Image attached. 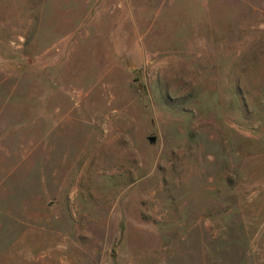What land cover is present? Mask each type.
<instances>
[{"label": "rangeland", "instance_id": "rangeland-1", "mask_svg": "<svg viewBox=\"0 0 264 264\" xmlns=\"http://www.w3.org/2000/svg\"><path fill=\"white\" fill-rule=\"evenodd\" d=\"M0 264H264V0H0Z\"/></svg>", "mask_w": 264, "mask_h": 264}, {"label": "water", "instance_id": "water-1", "mask_svg": "<svg viewBox=\"0 0 264 264\" xmlns=\"http://www.w3.org/2000/svg\"><path fill=\"white\" fill-rule=\"evenodd\" d=\"M150 139H151V140H153V139H154V137H150Z\"/></svg>", "mask_w": 264, "mask_h": 264}]
</instances>
